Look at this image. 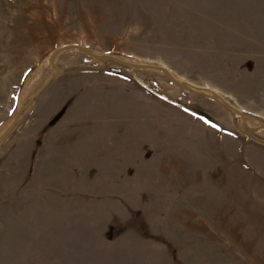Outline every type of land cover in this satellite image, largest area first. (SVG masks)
Segmentation results:
<instances>
[{"label": "rangeland", "instance_id": "374dc122", "mask_svg": "<svg viewBox=\"0 0 264 264\" xmlns=\"http://www.w3.org/2000/svg\"><path fill=\"white\" fill-rule=\"evenodd\" d=\"M19 110L0 264H264V0H0Z\"/></svg>", "mask_w": 264, "mask_h": 264}, {"label": "water", "instance_id": "95a60500", "mask_svg": "<svg viewBox=\"0 0 264 264\" xmlns=\"http://www.w3.org/2000/svg\"><path fill=\"white\" fill-rule=\"evenodd\" d=\"M129 66L130 67H137V68H146V69H162V67H160V66L149 65V64H135V65L129 64ZM19 113H20V110L16 113L15 118L13 119L12 125L9 127V129H7L5 132H3L0 135V142L7 135V133L12 129L13 125L16 122V119H17Z\"/></svg>", "mask_w": 264, "mask_h": 264}, {"label": "trees", "instance_id": "16d2710c", "mask_svg": "<svg viewBox=\"0 0 264 264\" xmlns=\"http://www.w3.org/2000/svg\"><path fill=\"white\" fill-rule=\"evenodd\" d=\"M116 66L120 67V68H125V69H130V66H128L127 64H123V63H119V62H113ZM155 89H158L157 87H155Z\"/></svg>", "mask_w": 264, "mask_h": 264}]
</instances>
